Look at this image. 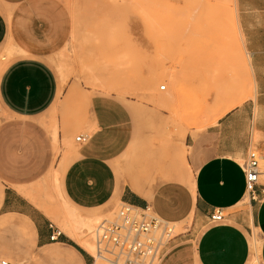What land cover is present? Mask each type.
<instances>
[{
  "label": "crops",
  "instance_id": "0c3cea01",
  "mask_svg": "<svg viewBox=\"0 0 264 264\" xmlns=\"http://www.w3.org/2000/svg\"><path fill=\"white\" fill-rule=\"evenodd\" d=\"M63 2L0 0V48L8 41L14 48L0 73V112L30 119L49 111L60 98L62 86L49 59L63 47L70 28ZM232 3L237 40L247 51L245 63L253 80L242 103L224 110L204 130L184 136L171 167L164 163L160 170L147 168L142 177L121 172L134 138L131 111L114 95L94 93L88 99L92 133L87 142L78 143L73 160L62 170L61 196L69 205L66 212L77 220L90 218L79 209L119 200L149 207L160 219L186 226L168 246L161 264H254L257 257L264 264V170L255 198L245 201L243 169L253 149L261 154L264 166V0ZM37 140L32 124H0V219L19 217L33 246L42 250V259L57 256L66 264H88L68 242L82 245L67 233L61 232L60 241L51 240L57 229L47 218L40 220V210L23 194L41 167L34 153L20 152V145L34 150ZM215 210L226 214L224 222L211 221ZM255 232L262 239L259 255ZM60 245L74 259L52 249Z\"/></svg>",
  "mask_w": 264,
  "mask_h": 264
},
{
  "label": "rangeland",
  "instance_id": "374dc122",
  "mask_svg": "<svg viewBox=\"0 0 264 264\" xmlns=\"http://www.w3.org/2000/svg\"><path fill=\"white\" fill-rule=\"evenodd\" d=\"M60 5L68 13L70 28L63 47L49 59L62 86L60 98L49 111L30 119L18 120L2 111L0 124L20 121L34 126L38 139L34 150L20 145V152L34 153L41 172L23 194L40 210L41 221L47 218L65 232L64 217L78 218L66 212L69 205L59 188L62 170L79 148L76 138L92 133L88 127L90 96L114 95L131 111L134 138L121 172L143 177L147 168L160 170L164 163L172 166L181 141L246 98L253 80L245 65L247 51L237 40L232 0H64ZM13 56L8 41L0 48V73ZM261 168L264 170L262 163ZM121 206L117 200L79 211L100 223L114 218ZM18 218L0 219V259L66 264L57 256L42 259V250L33 246ZM15 220L20 225L14 226ZM190 224L191 220L187 226ZM173 226L177 235L186 231V226ZM76 234L80 243L79 236L87 233L76 228ZM253 236L262 241L256 232ZM94 237V233L87 236L93 244ZM80 248L86 252L88 264H94L90 254L94 251ZM52 249L74 259L61 245Z\"/></svg>",
  "mask_w": 264,
  "mask_h": 264
},
{
  "label": "built area",
  "instance_id": "2783aa9c",
  "mask_svg": "<svg viewBox=\"0 0 264 264\" xmlns=\"http://www.w3.org/2000/svg\"><path fill=\"white\" fill-rule=\"evenodd\" d=\"M88 139L87 134H82L76 141L85 143ZM243 169L247 192L255 198L262 175L258 150L250 151ZM210 218L213 223H221L226 220V214L215 210ZM60 235L61 231L57 230L51 240L57 241ZM94 235V254L91 255L95 261L107 264H161L168 246L178 236L173 224L160 219L149 207L139 208L129 203H123L114 218L101 221ZM0 264L26 263L0 259Z\"/></svg>",
  "mask_w": 264,
  "mask_h": 264
},
{
  "label": "bare ground",
  "instance_id": "6f19581e",
  "mask_svg": "<svg viewBox=\"0 0 264 264\" xmlns=\"http://www.w3.org/2000/svg\"><path fill=\"white\" fill-rule=\"evenodd\" d=\"M247 66V64H245ZM162 87H165V85H162ZM161 87V88H162ZM243 99H240L238 100L237 102L233 103L227 110H229L230 108L238 105L239 103H242ZM175 137V135H174ZM249 195V194H248ZM56 213V212H55ZM54 213V214H55ZM59 215H57L58 217ZM61 216V215H60ZM55 218V216H53ZM59 218V217H58ZM60 219V218H59ZM57 221V220H56ZM62 221V219H61ZM58 222V221H57ZM59 223V222H58ZM99 223L98 219H82V220H77V219H73L72 215L69 216H66L64 217V221H63V228L65 230V232L71 236L72 238H76L77 234H76V228H78V230L81 231V233L83 232L85 234V236H79L81 242L80 244L86 249L88 250L89 252H92L94 251V244L92 241H90V239L87 238L88 235L94 233V231L96 230V227H97V224ZM189 223V221L187 222ZM186 223V224H187ZM60 225V224H59ZM175 225V224H173ZM179 227L183 228L184 225H180ZM62 232V231H61ZM87 238V239H86ZM77 240V238H76ZM261 241L260 240H257V253L258 255L261 254ZM92 254V253H90ZM94 254V253H93ZM94 264H100L99 263V260H96L94 262ZM254 264H259V260H258V257L256 258Z\"/></svg>",
  "mask_w": 264,
  "mask_h": 264
},
{
  "label": "trees",
  "instance_id": "16d2710c",
  "mask_svg": "<svg viewBox=\"0 0 264 264\" xmlns=\"http://www.w3.org/2000/svg\"><path fill=\"white\" fill-rule=\"evenodd\" d=\"M68 243H70L71 245H73L74 247H76L83 255L87 256L86 252L82 248H80L77 244H75L72 241H69Z\"/></svg>",
  "mask_w": 264,
  "mask_h": 264
}]
</instances>
